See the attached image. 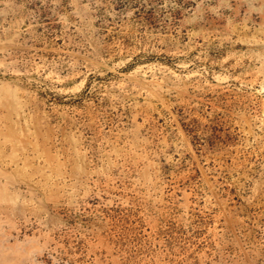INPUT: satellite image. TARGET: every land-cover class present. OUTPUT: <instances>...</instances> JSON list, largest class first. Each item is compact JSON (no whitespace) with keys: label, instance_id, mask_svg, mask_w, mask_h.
<instances>
[{"label":"rangeland","instance_id":"obj_1","mask_svg":"<svg viewBox=\"0 0 264 264\" xmlns=\"http://www.w3.org/2000/svg\"><path fill=\"white\" fill-rule=\"evenodd\" d=\"M0 264H264V0H0Z\"/></svg>","mask_w":264,"mask_h":264}]
</instances>
